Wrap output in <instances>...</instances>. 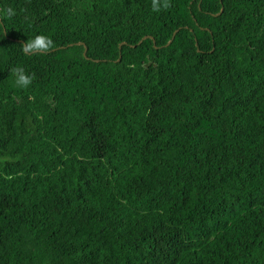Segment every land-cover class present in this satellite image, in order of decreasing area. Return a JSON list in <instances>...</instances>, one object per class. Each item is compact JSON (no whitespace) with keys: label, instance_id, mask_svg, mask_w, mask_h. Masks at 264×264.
Here are the masks:
<instances>
[{"label":"trees","instance_id":"1","mask_svg":"<svg viewBox=\"0 0 264 264\" xmlns=\"http://www.w3.org/2000/svg\"><path fill=\"white\" fill-rule=\"evenodd\" d=\"M169 5L0 0V264H264V0Z\"/></svg>","mask_w":264,"mask_h":264},{"label":"clouds","instance_id":"2","mask_svg":"<svg viewBox=\"0 0 264 264\" xmlns=\"http://www.w3.org/2000/svg\"><path fill=\"white\" fill-rule=\"evenodd\" d=\"M169 0H152L153 11L159 12L162 9H167L169 7ZM9 16L15 13L9 9ZM55 44L53 40L45 35H36L32 39L24 42L23 51L25 54L34 53H47L49 50L54 49ZM13 76L15 77V83L19 87H27L30 85L34 79V74H27L22 67H15L11 69Z\"/></svg>","mask_w":264,"mask_h":264},{"label":"water","instance_id":"3","mask_svg":"<svg viewBox=\"0 0 264 264\" xmlns=\"http://www.w3.org/2000/svg\"><path fill=\"white\" fill-rule=\"evenodd\" d=\"M221 11H222V9H221ZM176 32H177V31H175V32L173 33V35H172V39L174 38ZM144 39H145V37H144L142 40H144ZM149 39H152V38L149 37ZM142 40H141V41H142ZM141 41H140L139 43H141ZM170 42H171V41H169V42L167 43V45H168ZM122 44H124V43H122ZM122 44H121V45H122ZM78 45H82V43H78ZM121 45H120V46H121ZM62 48H65V47H60L59 49H62ZM54 50H56V49H54ZM54 50H52V51H54ZM83 55H84V56L86 55V47L84 48ZM117 61H119V59H118Z\"/></svg>","mask_w":264,"mask_h":264}]
</instances>
